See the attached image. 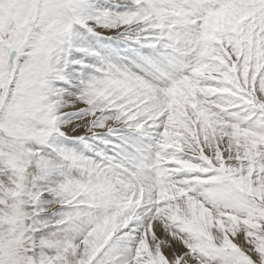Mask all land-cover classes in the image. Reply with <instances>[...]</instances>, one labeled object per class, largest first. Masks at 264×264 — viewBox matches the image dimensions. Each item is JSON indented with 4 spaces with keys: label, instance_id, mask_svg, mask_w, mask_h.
<instances>
[{
    "label": "snow or ice",
    "instance_id": "1",
    "mask_svg": "<svg viewBox=\"0 0 264 264\" xmlns=\"http://www.w3.org/2000/svg\"><path fill=\"white\" fill-rule=\"evenodd\" d=\"M0 264H264V0H0Z\"/></svg>",
    "mask_w": 264,
    "mask_h": 264
}]
</instances>
